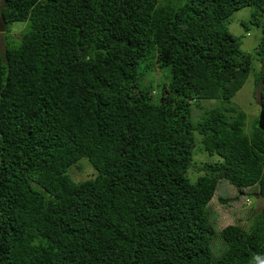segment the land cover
Instances as JSON below:
<instances>
[{
  "label": "trees",
  "instance_id": "trees-1",
  "mask_svg": "<svg viewBox=\"0 0 264 264\" xmlns=\"http://www.w3.org/2000/svg\"><path fill=\"white\" fill-rule=\"evenodd\" d=\"M3 2L0 264L264 257V0ZM243 9L245 30L261 29L251 53L229 28ZM250 77L251 123L233 102ZM204 153L220 159L199 166ZM83 159L96 173L74 181ZM221 180L262 209L221 223Z\"/></svg>",
  "mask_w": 264,
  "mask_h": 264
},
{
  "label": "rangeland",
  "instance_id": "rangeland-1",
  "mask_svg": "<svg viewBox=\"0 0 264 264\" xmlns=\"http://www.w3.org/2000/svg\"><path fill=\"white\" fill-rule=\"evenodd\" d=\"M3 3V0H0V7L3 5ZM250 15V9H243L233 15L232 22L229 25L230 31L241 38L243 50L249 53L254 52L261 42V29L252 27L251 30L246 31L243 26V20L248 21ZM25 24L26 23H15L12 26L11 34L15 36V38H20ZM6 30L5 24L0 21V47L2 50L5 48V36L7 34ZM156 79L158 80V77H156ZM146 80L148 81L149 78H146ZM258 98V88L254 82V78L250 77L243 89L233 99L234 104L247 113L249 123L254 121L256 116L260 113V102ZM217 102V100L203 101L207 108L214 106ZM194 110L195 115L201 112V110L193 108V116ZM219 159L220 158L217 156L210 157L207 153H204L203 155L197 154L194 156V161L196 160L199 166L206 161H218ZM202 170H204L203 167L198 168V172ZM95 173V168L88 162L87 159H83L77 166L73 167L69 171V175H71V178L74 181L89 180ZM196 174L195 172L190 171L188 173L192 181L197 180V178H194V176L196 177ZM234 189L235 188L231 186L226 180H221L215 198L211 202L210 208L213 210L216 216L220 217L221 223H234L237 222L238 218H246L251 212V204L256 205L258 203L257 208L259 210L262 209L263 203L260 197H245V192L244 195L239 194ZM219 196H223L224 198L229 199V201L227 203H221L218 200ZM246 198H249L251 204L247 202ZM236 212L237 215L235 216Z\"/></svg>",
  "mask_w": 264,
  "mask_h": 264
},
{
  "label": "water",
  "instance_id": "water-1",
  "mask_svg": "<svg viewBox=\"0 0 264 264\" xmlns=\"http://www.w3.org/2000/svg\"><path fill=\"white\" fill-rule=\"evenodd\" d=\"M259 127L264 131V111L262 110L260 119H259Z\"/></svg>",
  "mask_w": 264,
  "mask_h": 264
},
{
  "label": "clouds",
  "instance_id": "clouds-1",
  "mask_svg": "<svg viewBox=\"0 0 264 264\" xmlns=\"http://www.w3.org/2000/svg\"><path fill=\"white\" fill-rule=\"evenodd\" d=\"M247 202H249L251 204V202L249 200H247ZM255 264H264V257L256 256L255 257Z\"/></svg>",
  "mask_w": 264,
  "mask_h": 264
}]
</instances>
